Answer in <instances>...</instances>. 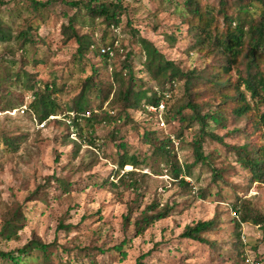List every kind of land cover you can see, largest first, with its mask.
I'll return each mask as SVG.
<instances>
[{"label": "trees", "instance_id": "1", "mask_svg": "<svg viewBox=\"0 0 264 264\" xmlns=\"http://www.w3.org/2000/svg\"><path fill=\"white\" fill-rule=\"evenodd\" d=\"M61 1L77 8L73 15L66 13L69 22L63 24L61 29L65 43L75 41L78 45L75 61L85 66L90 54L100 57L111 67L108 82L100 78V69L94 66V72L82 80L80 92L66 109L55 95L64 89L65 83L59 84L56 78L51 81L37 79L32 83L33 73L23 68L15 72L8 71L9 67L1 65L0 107L3 110L16 108L13 99H6L3 104L5 96L1 95V85L4 82H9L10 85L22 84L25 89L32 90L33 100L29 108L40 123L63 112L70 118V123L83 132L80 137L89 145L100 150L110 145L111 152L116 154L117 164L111 174L118 182L114 183L108 177L104 179L103 185L110 181L113 186L125 185L138 193L141 188L138 170L144 165L155 163L186 194L214 201H220L216 196L227 199V194H232L234 199L228 205L234 221L233 232L236 239L233 245L241 263L251 264L248 261V251L257 252L259 243L246 241L243 225L250 223L260 228L264 241V212L256 208L251 198L243 197L239 190L243 184L248 188L253 184L264 187V0L177 2L182 8L179 17L188 26L189 43L186 52L193 58L191 66L182 67L152 40L134 34L138 36L137 51L144 58L141 61L142 71L147 76L137 74L136 52L130 50L123 53L124 47L119 44L118 38L108 37L105 31L100 39H96L88 31H81L97 20L106 23L108 30L119 28L124 14L128 12L124 0ZM18 2L25 5L33 16L26 19L25 26L14 34L12 23L15 20L8 22L0 14V45L13 43L24 50L31 44L37 48L36 34L51 18L52 4L56 0ZM1 3L3 2L0 0ZM166 38L172 45H176L180 36L170 33ZM40 62L38 58L33 61L36 65ZM9 63L10 66H15L16 60L12 59ZM140 82L144 84L143 87L139 86ZM179 90L182 96L176 97ZM133 111L144 113L145 119L138 120ZM162 120L173 127L176 125V128L168 133L164 132L160 126ZM114 123L116 126L103 137L95 135L101 124ZM129 123L141 142V148L135 145V140H130V132L121 135L122 125ZM85 128L87 132L84 131ZM189 134L192 135L191 139H188ZM14 139L2 135L0 143L13 149ZM185 145H189L193 153L190 161H183L179 156V151ZM126 166H132V169L125 170ZM206 167L212 175L211 182L192 194L194 185L189 178L194 176L195 169ZM231 177L243 178L242 183L230 180ZM56 180L60 188L71 191L72 183L66 177H57ZM38 193L42 194L38 195L39 200H46V191L37 189L34 194ZM177 206V202L161 205L158 201L147 205L133 221L136 235L145 233L158 221L172 216ZM25 219L22 207L18 206L5 216L0 235L7 240L14 239L23 228ZM131 223L129 213L124 216V224ZM221 224L220 214H215L210 219H199L187 224L180 238L219 250L221 243L210 239L208 234L219 230ZM58 228L72 231L75 226L61 223ZM131 242L127 237L122 243L109 248V252H117L120 254L119 258L124 260ZM163 243L168 244L170 251L179 252L181 249L171 246L170 241H159L149 251L139 255L136 264H148L149 256L156 257L154 250L161 254L160 245ZM58 246L56 241L47 243L34 234L21 248L11 251L0 249V257L8 258L14 264H23L26 258L40 252L44 264H56L53 261L54 254L59 257L57 264H73L69 259L62 258V251L56 248ZM52 248L56 250L51 251ZM106 252L108 251L100 250V253ZM88 255L91 256L90 253ZM158 258L160 259L159 255ZM260 258L257 256L255 260L260 262Z\"/></svg>", "mask_w": 264, "mask_h": 264}, {"label": "rangeland", "instance_id": "2", "mask_svg": "<svg viewBox=\"0 0 264 264\" xmlns=\"http://www.w3.org/2000/svg\"><path fill=\"white\" fill-rule=\"evenodd\" d=\"M18 1L1 0L3 3L0 4V14L8 22L15 20L12 23L14 34L25 26L26 19L33 16ZM180 1L124 0L128 12L124 14L119 28L108 30L106 23L97 20L95 24L93 22L81 31H88L96 39H100L105 31L108 37L118 38L119 44L124 47L123 53L130 50L136 52L135 69L139 76L147 74L142 71L141 61L144 58L137 51L138 36L135 35L152 40L168 57L177 60L182 67L189 68L193 58L186 52L189 43L188 26L179 17L182 8L177 2ZM52 5L51 18L36 34L37 48L31 44L24 50H20L13 43L0 45V66L9 67L8 71L14 72L26 69L33 73L32 83L37 79L51 81L54 78L59 84L65 83L64 89L55 95L57 101L67 109L80 92L82 80L94 72V66L100 69V78L107 82L111 67L92 54L85 66L75 61L78 45L75 41L65 43L61 29L63 24L69 22L66 13L73 15L77 8H72L61 0H56ZM170 33L180 36L176 45H172L166 38ZM36 49L38 52H35ZM35 58L41 60L37 65L33 63ZM12 59L16 60L15 66H10ZM1 86V95L5 96L3 104L6 99H13L16 108L3 110L0 107V137L7 135L17 138L14 139L13 149L0 143V229L5 216L18 206L22 207L26 215L24 226L14 239L7 240L0 235L1 250L21 248L36 234L47 243L56 241L59 245L56 248L62 251V258L69 259L73 264H136L137 257L153 248L154 243L170 241L171 246L181 248L179 252L170 251L168 244L163 243L160 245L161 254L154 250L156 257L149 256L150 261L147 263L242 264L233 245L236 239L233 232L234 221L228 205L234 199L232 194L228 193L227 199L216 196L220 201L203 200L186 194L155 163L144 165L138 170L140 172L137 177L141 181L138 193L125 185L113 186L110 181L117 183L118 180L111 173L117 168V164L116 154L111 152L110 145L104 150L89 145L80 137L83 132L74 127L63 112L40 123L29 108L33 100L32 90L25 89L22 84L10 85L9 82H4ZM139 86L143 87L144 84L140 82ZM180 96L182 93L179 90L176 97ZM174 98L175 96L171 99V104ZM133 115L138 120L145 119V114L140 111H133ZM115 126L116 123L101 124L95 135L103 137ZM160 126L167 133L176 128V125L173 127L168 123L164 126L161 121ZM84 131L87 132L86 128ZM128 132L132 134L130 140H135V145L141 148V142L136 132L133 133L131 123L122 125L121 135H127ZM191 138L192 135L189 134L188 139ZM179 152L183 161L192 160L193 153L189 145L183 146ZM130 169L132 166L125 167V170ZM194 171V176L189 178L194 185L192 194L199 187L207 186L212 179L208 167ZM61 176L71 181V191L60 188L56 178ZM108 177L110 181L103 185L104 179ZM230 180L242 183L243 178L231 177ZM37 189L46 191V200L38 199V195L42 194H34ZM239 192L243 197L251 198L256 208L264 212V187L253 184L248 188L243 184ZM153 201H158L161 205L177 202L179 206L172 216L158 221L145 233L136 235L133 221ZM129 213L132 223L125 225L124 216ZM215 214L221 215L222 224L219 230L208 234V237L221 243L219 250L215 251L207 245L186 242L180 238L187 224L199 219H210ZM61 223L72 224L75 228L72 231L60 229L58 227ZM243 231L247 242L259 243L257 252L248 251L249 258L256 261L255 258L259 256V263L264 264V241L260 228L246 223ZM127 237L132 242L127 248V258L122 260L119 258L120 254L109 252V248L122 243ZM101 249L108 252L100 253ZM53 261L56 264L59 262V257L55 254ZM0 264L14 263L8 258L0 257ZM23 264H44L42 254L35 252Z\"/></svg>", "mask_w": 264, "mask_h": 264}, {"label": "built area", "instance_id": "3", "mask_svg": "<svg viewBox=\"0 0 264 264\" xmlns=\"http://www.w3.org/2000/svg\"><path fill=\"white\" fill-rule=\"evenodd\" d=\"M164 108V104H162L161 105V109H163ZM152 110H155V108H151ZM162 122V125H164L165 126V122L162 120L161 121ZM245 238V237H244ZM248 261L249 262H251V263H253V264H263V263H259V262H256V261H254V260H251L250 258L248 259Z\"/></svg>", "mask_w": 264, "mask_h": 264}]
</instances>
